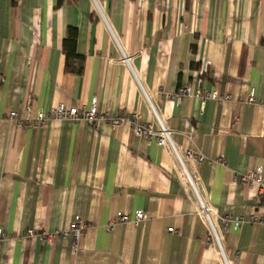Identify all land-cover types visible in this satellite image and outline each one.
Wrapping results in <instances>:
<instances>
[{
    "label": "crops",
    "instance_id": "1",
    "mask_svg": "<svg viewBox=\"0 0 264 264\" xmlns=\"http://www.w3.org/2000/svg\"><path fill=\"white\" fill-rule=\"evenodd\" d=\"M96 1L106 20L94 0H0V264H224L175 158L155 141L129 125L7 120L27 102L49 111L96 96L101 110L152 120L122 51L177 143L207 158L195 164L197 176L230 218L216 226L232 264H264L256 220L264 193L241 180L257 168L264 174V0ZM69 27L82 58L70 62L81 73L66 69ZM186 83L229 98L177 102L172 94ZM137 210L145 220L107 229L118 212L133 220ZM78 216L88 227L76 252L71 239L28 235L67 229Z\"/></svg>",
    "mask_w": 264,
    "mask_h": 264
},
{
    "label": "built area",
    "instance_id": "2",
    "mask_svg": "<svg viewBox=\"0 0 264 264\" xmlns=\"http://www.w3.org/2000/svg\"><path fill=\"white\" fill-rule=\"evenodd\" d=\"M94 1L96 10L100 16L106 20L102 8L96 0ZM107 26L109 27L116 42H118L108 23ZM122 60L131 69L142 96L149 106L152 114V120L144 121L139 112L113 114L108 110H101L99 108V99L97 96L93 97L88 105H68L65 102H58L49 111L36 109L32 103L27 102L23 106V111H10L7 115V120L19 128L43 127L51 120L85 121L94 127H97L100 122H105L114 128L129 125L136 136L145 138L148 141H155L175 158L181 172V179L185 186H187L189 193L194 198L198 206V214L204 219L208 226L209 238L215 244L224 264H232V261L227 256V253L223 248L222 237L217 230L216 220L221 218L218 209L208 201L197 176L198 172L196 166L202 164L207 158L204 155L199 154L192 149L184 148L177 143L175 139V131L168 125L159 101L154 99L149 94L142 80L134 71L131 64L132 58L127 56L122 51ZM186 96H197L203 100L212 98L217 101L229 98L228 95L222 96L217 91H207L202 87L194 88V86L190 83H186L184 86H181L174 94H172V97L177 102H181V100ZM245 100L249 103H253L255 101L254 89L250 90ZM219 160L222 161V159ZM241 180L246 183L259 184L260 189L264 193V174L262 168H257L255 171L242 175ZM146 217L147 215L143 210H137L133 220H131L128 214L118 212L116 216L107 224V229L113 230L114 226L118 223H139L145 220ZM221 219L228 221L230 218L225 216ZM256 220L264 223V218L259 220L256 218ZM240 221H242L240 218L236 220V222ZM87 227V222L78 216L73 220L67 229L55 230L52 232L44 230L40 233H37L34 229H30L28 231V235H39L43 240L49 242H52L57 236H62L65 239H71L72 249L76 252L80 248V243L84 237ZM169 231L173 232L174 228H169ZM6 239L7 234L0 225V245ZM237 254L238 252L235 253V255Z\"/></svg>",
    "mask_w": 264,
    "mask_h": 264
},
{
    "label": "trees",
    "instance_id": "3",
    "mask_svg": "<svg viewBox=\"0 0 264 264\" xmlns=\"http://www.w3.org/2000/svg\"><path fill=\"white\" fill-rule=\"evenodd\" d=\"M76 41H77V29L74 27H69L67 31V35L63 40V50L66 54V69L68 71H72L75 73H81L82 66L78 67L72 66L70 62L71 57H75L77 59H82L76 53Z\"/></svg>",
    "mask_w": 264,
    "mask_h": 264
}]
</instances>
